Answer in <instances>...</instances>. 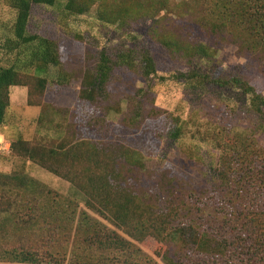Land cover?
<instances>
[{"label": "trees", "instance_id": "16d2710c", "mask_svg": "<svg viewBox=\"0 0 264 264\" xmlns=\"http://www.w3.org/2000/svg\"><path fill=\"white\" fill-rule=\"evenodd\" d=\"M4 1L16 11L13 36L5 44L16 58L10 64L0 61V129L8 121L11 88L28 87V104L42 108L39 123L61 129L64 135L36 136L30 141L17 136L11 154L70 182L83 193L84 208L58 191L33 190L31 177L0 172V186L25 188L17 196L0 191V213L20 203L44 236L41 248L0 243V264H264V141L260 138L264 94L247 72L220 75L194 66L196 60L214 58L220 44L233 43L240 56H251L248 66L264 77V0H197V8L188 14L196 11L192 18L207 36L194 41L174 29L159 30L160 25L139 36L134 28L143 17L127 11L121 18L126 38L115 48L90 55L72 110L45 102L48 88L63 86L70 77L62 68L59 41L30 29L36 6H55L63 0ZM94 2L66 0L64 10L82 14ZM161 46L169 56L186 61L170 76L195 93L206 94L216 86L244 98L243 106L232 112L246 125L220 143L218 165L189 159L211 171L213 181L200 193L180 190L182 181L191 188V174L175 170L172 164L167 171L147 170L135 156L143 148L152 151L148 145L157 148L154 141L181 139L188 124L156 105L147 89L113 88L123 75L144 80L158 75ZM52 67L60 72L50 80ZM124 100L127 107L120 124L101 115L102 102L122 112ZM45 110L64 118H47ZM113 136H120V142L115 143ZM173 242L178 246L170 251Z\"/></svg>", "mask_w": 264, "mask_h": 264}, {"label": "rangeland", "instance_id": "374dc122", "mask_svg": "<svg viewBox=\"0 0 264 264\" xmlns=\"http://www.w3.org/2000/svg\"><path fill=\"white\" fill-rule=\"evenodd\" d=\"M88 11L82 14H71L64 10L66 0L55 6H36L33 11L30 29L41 35L57 39L60 43L63 70L69 73V82L63 86L48 88L44 100L47 103L59 107L75 109L78 102V94L81 88L82 75L91 64L87 61L92 53L102 48H115L123 43L126 34L121 28V18L127 11L143 18L139 20L134 32L139 36H147L152 28L159 26V30L174 29L184 37L194 41L197 38L207 36L193 20L190 10L197 8V0H94ZM106 4V5H105ZM129 15V16H130ZM189 15V16H188ZM16 11L10 8L4 0H0V61L10 64L16 58V52H10L6 47V41L13 36V26ZM80 38H77V37ZM204 37V38H205ZM214 40V39H213ZM152 44V41H149ZM131 45V44H128ZM159 48L160 45H157ZM158 53L160 71L158 75L144 80L135 78L130 74L123 75L113 83L114 91L135 88L147 89L149 95L155 97V103L159 107L167 109L175 116L188 124V133L178 140L163 138L157 148L148 145L152 151L143 148L136 153V157L145 165L147 170L158 169L167 171L169 164L174 165L179 172L191 174V188L182 181L181 191L200 193L207 183H211V171L193 164L189 159L202 158L203 164L209 167L219 163L221 148L220 143L231 140L237 131L244 129L246 122L233 116L232 110L241 108L244 104L243 96L231 90L214 87L210 92L197 94L184 83L178 82L170 76L171 70L181 69L186 61L169 56L162 50ZM250 59V61H249ZM251 56L239 55L238 46L227 43L219 45L218 53L214 58L196 60L195 67L204 68L220 75L245 74L264 94V77L253 66ZM191 68V66H189ZM59 68L52 67L48 78L56 79ZM42 76L44 74H41ZM46 75V74H45ZM50 86H55L51 83ZM108 103L102 102L101 115L114 124H120L123 112L126 109V101H123L122 112L110 109ZM46 117L63 120L64 115L54 111L45 110ZM42 108L28 104V87L14 86L11 88V106L8 111V121L1 127L6 137L13 142L17 136H23L27 140H33L36 136H45L60 139L64 132L57 128H48L39 123ZM120 136H113L115 143L120 142ZM264 141V134L260 136ZM153 145V144H152ZM154 146V145H153ZM0 172L6 174H18L22 177H31L35 180L33 190L45 192L49 189L58 191L68 197L77 200L81 209L84 208V195L67 180L53 174L45 168L19 157L0 156ZM196 188H192V186ZM25 188H17L13 185L0 186V191L19 195ZM30 211V210H29ZM27 207L16 203L10 211L0 213V243L4 246H23L26 248H41L38 246L43 235L37 231L35 220L29 219ZM34 213V211H32ZM146 252L154 254L147 245H143ZM178 244L169 245L170 251H174ZM160 247V246H159ZM174 248V249H173ZM41 250V249H40ZM156 259L161 261L158 255ZM162 262V261H161Z\"/></svg>", "mask_w": 264, "mask_h": 264}, {"label": "built area", "instance_id": "2783aa9c", "mask_svg": "<svg viewBox=\"0 0 264 264\" xmlns=\"http://www.w3.org/2000/svg\"><path fill=\"white\" fill-rule=\"evenodd\" d=\"M12 152V142L0 129V156H8Z\"/></svg>", "mask_w": 264, "mask_h": 264}]
</instances>
